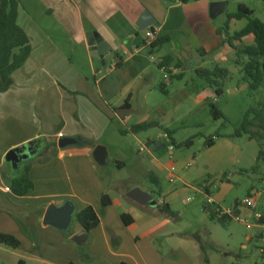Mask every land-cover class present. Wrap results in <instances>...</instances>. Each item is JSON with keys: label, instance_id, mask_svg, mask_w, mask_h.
Segmentation results:
<instances>
[{"label": "crops", "instance_id": "1", "mask_svg": "<svg viewBox=\"0 0 264 264\" xmlns=\"http://www.w3.org/2000/svg\"><path fill=\"white\" fill-rule=\"evenodd\" d=\"M16 1L18 24L29 38L31 52L25 64L13 74L11 88L0 93V233L18 239L20 247L12 250L21 251L25 249V241L28 242L27 235L36 231L40 242L32 247L28 242V251L46 248L55 257H60L63 264H86L84 261L89 262L90 258L88 255L84 260L80 258L73 238L87 233L73 220L91 206L100 218L99 226L87 234L88 240L92 238L90 253L97 257L91 264H192L187 258L189 238L183 231L171 229V221L162 211L158 215L150 211L149 206L138 203L121 210L122 203L118 199H112V204L103 209L101 197L107 193L106 190L97 179H93L91 189L83 186L79 176L86 169L87 173L94 175L97 164L92 153L95 148L86 145L93 138V143H101L106 129L113 124V116L126 122L133 111L131 101L137 96H142L143 105L149 107L153 78L136 76L127 82L124 78L127 65L144 64L141 59L146 57L142 53L147 51L149 62L155 64L163 75L159 89L168 96L173 76L181 79L183 75L174 57L165 54L158 61L168 56L173 59L167 67L171 77L165 80L164 73L151 58L156 52H161L162 46L154 48L153 44L168 36H161L165 31L173 35L182 34L185 24L201 39L210 32L217 36V30L208 25L210 8H206L204 0L197 2L201 7L195 21L191 13L185 11L188 4L176 2L168 10V0ZM172 21L176 22L169 26ZM168 26L169 30H165ZM149 32H154L155 37L143 40V46H138V37L143 34L147 37ZM107 70L109 76L114 73L116 80L110 81L109 76H105ZM112 82L119 90L116 99L110 98ZM169 104L170 100L162 104L163 109H159L156 119L143 123L156 122L166 133L165 129H169L164 128L163 123L170 110ZM121 109L127 111L119 112ZM50 138L57 143V155L44 163L35 160L30 171L35 186L33 192L25 197L15 196L11 184L16 171L5 161L7 153L33 141L38 153L45 144H49ZM62 138L75 139L78 144L60 149L58 142ZM171 140L174 141L173 136ZM162 144L163 139H158L149 141L146 146L158 151ZM224 146L228 149L233 147L231 143L215 138L209 149ZM75 157L81 158L78 164H74L78 170L76 186L65 162ZM156 165L158 171L164 168L161 163ZM200 175L201 171L194 172L187 180ZM64 176L67 177L66 182L71 183L69 190L64 189L60 180ZM51 188L58 193L51 194ZM206 191L205 188L207 195ZM214 202L221 206L219 198ZM69 203L73 214L66 230L45 223L49 209L60 211ZM161 204L166 202L160 199L157 206ZM117 209L122 212H117ZM122 215L131 221L130 225L123 222ZM258 234H255L256 239ZM158 240L163 241L162 247L157 245ZM191 249L198 252L203 245L197 242ZM4 250L11 249L0 244V253ZM254 253H257V248ZM241 261L239 258L237 262ZM40 263L53 262L43 259ZM0 264H6L1 256ZM20 264L25 262L22 260Z\"/></svg>", "mask_w": 264, "mask_h": 264}, {"label": "rangeland", "instance_id": "2", "mask_svg": "<svg viewBox=\"0 0 264 264\" xmlns=\"http://www.w3.org/2000/svg\"><path fill=\"white\" fill-rule=\"evenodd\" d=\"M204 1L206 8H210L214 3H226L225 11L215 19L210 17L209 11L208 25L212 30L222 29L228 24L229 34L232 35L244 29L248 23L246 19L229 21V16L237 13L240 5H245L253 11V18L264 23V2L262 1ZM176 2L177 0H168L167 9L169 10ZM199 7L201 6L197 3H190L185 11L191 13L193 19H197ZM175 22L172 21L169 26ZM169 26L165 30H169ZM182 32V34L175 35L169 31L163 32L161 36H170L171 42L163 45L161 52L154 54L156 61L163 55L169 54L181 64L180 73L183 76L181 79L171 81L168 96L162 94L159 89L163 75L155 64L149 62L147 51L142 53V56L146 57L144 60L141 59L143 66L138 62L127 65L124 70V78L127 82L136 76L153 78L154 85L150 89L149 107L143 105L142 96L134 97L131 101L133 111L128 115L126 122L113 116V124L106 129L101 143H93L95 138L89 141L86 147L104 146L107 148L110 164L104 168L96 165L94 175L87 173L86 169L79 176L82 180L81 184L91 189L93 179H97L111 200L121 201V210L129 205H136V202L127 197L130 191L139 189L145 193L153 192V200L158 202L162 199L175 214L172 217L162 213L171 221L170 228L183 231L184 236L189 238L187 241L190 242V249L187 258L192 264H260L258 252L254 253V249L258 250L261 244L260 240L255 237L260 229L253 227L248 230L245 225L233 220L224 223L213 220L205 212L204 206L208 200L205 188L210 191V197L213 200L220 199V204L225 209L236 201H242L252 191H258L261 193V198L258 200L255 213L264 215V162L260 163L258 174L244 172L250 171L256 165L259 151L264 150V141L251 140L246 135L235 137V131L242 125L249 109L257 107L264 101L263 90L250 91L248 85L243 82V74L235 64V51L228 46L221 47L220 38L216 34L210 32L205 36L206 38L201 39L187 24L184 25ZM145 39H147L145 34L138 37L137 45L143 46ZM252 43L253 38L250 37L242 44L237 43L236 45L242 48ZM215 68L229 71L224 81L221 97L216 96L215 88H212L206 79L197 75L200 69L214 70ZM113 74L109 76V71L105 72V76H109L110 81L111 79L116 80ZM112 83V97L110 98L116 99L119 90L115 88V83ZM168 100H170V110L163 124L164 128L174 132V141L163 138L165 133L161 127L137 135H120L119 132L127 131L134 125L156 119L160 113L159 109H163L162 104ZM208 101H211L223 113L225 119L214 120L212 118ZM215 135H218L221 142L227 141L233 147L209 149L206 142ZM158 139H163L166 147L158 151L147 148L149 141L155 142ZM190 139L193 140L191 147L181 146ZM48 140L49 145H57L55 139ZM171 144L174 145L172 152L167 147ZM71 149L78 151L79 148ZM80 159L75 157L65 160L69 168V176L75 186L78 185V170L74 164H78ZM117 163L123 166L119 168ZM156 163H161L164 168L158 171ZM172 168L175 169L174 181L170 180ZM198 171H201L199 177L191 181L187 180L190 174ZM60 180L64 189L69 190L71 183L66 182L67 177H61ZM52 188L51 194L58 193ZM148 209L161 215V209L158 207L149 206ZM121 210L116 211L120 213ZM243 215L250 217L249 221L252 225L256 224L254 211L245 210ZM73 222L76 224V218ZM37 235L36 231L27 235L30 247L40 242ZM28 242L25 241V249L21 251L11 249L1 252L2 260L6 264H20L22 260L25 264H41L40 261L44 259L51 260L52 264H63L60 257H55L46 248L38 246L39 248L28 251ZM197 242L203 245V249L198 252L191 249L195 248ZM91 243L92 238L90 237L87 243L77 245L80 258L84 260L85 255L90 258L89 262L84 261L86 264L93 263L97 258L90 253ZM157 245L162 247L164 243L158 240ZM239 258L242 259L240 263L237 262Z\"/></svg>", "mask_w": 264, "mask_h": 264}, {"label": "trees", "instance_id": "3", "mask_svg": "<svg viewBox=\"0 0 264 264\" xmlns=\"http://www.w3.org/2000/svg\"><path fill=\"white\" fill-rule=\"evenodd\" d=\"M202 0H177L178 3L187 5L197 3ZM264 2V0H258ZM253 11L245 5L239 6V11L229 16V21H248L246 27L232 35L229 34V25L222 29H217V36L220 38V46H228L235 51V64L243 74V82L246 83L252 92L262 91L264 93V23L259 19L253 18ZM253 37V43L244 47H238L237 43L242 44L245 39ZM171 42L170 36L159 38L154 44V48H159ZM31 49L29 38L25 31L18 24V3L16 0H0V93L7 92L13 85V74L19 70L27 61ZM173 61L171 56L162 60V66L168 67ZM177 68H181V64L177 63ZM197 75L206 79L208 84L215 88L217 97L223 95L224 81L229 75V71L221 68L214 70L200 69ZM173 79H180V76H173ZM210 115L214 120L225 119L223 113L211 102H209ZM160 128L156 122L141 123L132 126L127 131H121V134L137 135L147 132L151 129ZM165 132L172 138L174 132L165 129ZM248 136L251 140L264 141V101L257 107H252L247 112L242 125L235 131V137ZM218 135L208 139L206 146L210 148L214 144ZM193 140L183 143V147H191ZM58 148L56 144H45L41 151L36 153L34 157L23 162L19 166L12 178L11 191L17 197H25L33 192L35 186L30 177V171L35 160L39 162H47L57 155ZM49 154V155H47ZM38 158V159H37ZM264 162V150H260L257 157L256 165L250 171L259 173L260 163ZM123 165L117 163V167ZM227 174L225 175V177ZM157 184V183H156ZM158 185V184H157ZM207 192V191H206ZM209 195V193L207 192ZM112 204L108 195L103 194L101 197V206L106 209ZM160 209L163 213L174 217L175 214L170 210L169 205L161 204ZM206 212V207L204 206ZM123 222L128 226L131 221L126 220V216L122 215ZM211 219L221 223L229 221L228 217L218 218L215 215L210 216ZM77 222L84 231L90 235L100 224V218L95 210L89 206L82 210L76 216ZM259 238V237H257ZM0 244L10 249H17L21 243L14 236L0 233Z\"/></svg>", "mask_w": 264, "mask_h": 264}, {"label": "water", "instance_id": "4", "mask_svg": "<svg viewBox=\"0 0 264 264\" xmlns=\"http://www.w3.org/2000/svg\"><path fill=\"white\" fill-rule=\"evenodd\" d=\"M225 9H226L225 2L212 4L210 7V17L212 19H215L217 16L223 13ZM121 111H127V109H121L119 112ZM120 115L123 116V113H120ZM77 144L78 142L75 139L62 138L58 142V147L60 149H64L65 147L75 146ZM35 145L36 142L33 141L28 143L26 146L9 151L6 155L5 161L11 164L14 171H18L19 166L23 162L31 159L36 155L37 151L35 149ZM160 146L161 147L157 150L162 149L164 147V144ZM92 156L95 163L99 167L104 168L109 166V152L106 147L97 146L94 149ZM153 195H154L153 192L145 193L139 189H134L127 194V197L142 206H152V207L160 208L159 206H157V202L153 200ZM72 214H73V207L70 203L65 205V207L60 211L49 209L45 217V223L66 230L70 225V218ZM261 223L262 221H260V224ZM87 240H88L87 234L73 238V241L77 245H83Z\"/></svg>", "mask_w": 264, "mask_h": 264}, {"label": "built area", "instance_id": "5", "mask_svg": "<svg viewBox=\"0 0 264 264\" xmlns=\"http://www.w3.org/2000/svg\"><path fill=\"white\" fill-rule=\"evenodd\" d=\"M155 37V33L154 32H149L147 33V38L148 39H153ZM153 61H155L160 70L164 73V78L165 80H168L171 76L167 71V67L162 66V61H156L154 59V57H151ZM164 139H169L171 140L170 136L165 133L163 136ZM166 147V146H165ZM168 147L169 151H173L174 150V145L171 144ZM143 150V149H141ZM190 166V165H189ZM171 181H174V172L175 169L172 168L171 170ZM207 192L209 193V190H207ZM208 200L207 203L205 204L206 207V213L209 216L215 215L218 218L221 217H228L230 220L236 221L240 224H243L247 227L248 230H251L253 227L259 228V235H257V239L260 240V247L258 248L257 252L259 255V259H260V264H264V215L260 214V213H255V210L257 209V205H258V200L261 198V193L258 191H252L247 197H245L242 201H238L235 205H233L232 207L229 208H223L220 205H218L217 203L214 202V200L210 197V195L207 194ZM248 210V211H254V217L256 219V224L252 225L249 221L250 217L247 215H243V211ZM260 221H262V223L260 224Z\"/></svg>", "mask_w": 264, "mask_h": 264}]
</instances>
